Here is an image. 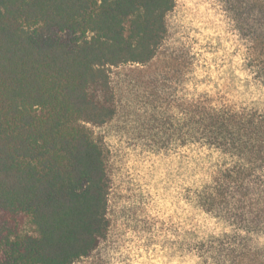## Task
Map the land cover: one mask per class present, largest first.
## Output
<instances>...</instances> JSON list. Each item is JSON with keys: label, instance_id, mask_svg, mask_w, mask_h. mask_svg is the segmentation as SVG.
Returning <instances> with one entry per match:
<instances>
[{"label": "trees", "instance_id": "obj_1", "mask_svg": "<svg viewBox=\"0 0 264 264\" xmlns=\"http://www.w3.org/2000/svg\"><path fill=\"white\" fill-rule=\"evenodd\" d=\"M174 6L0 0V264H74L106 238L105 149L89 126L116 114L111 68L157 57ZM240 30L248 69L264 82V0H248ZM182 107L184 144L230 160L195 196L227 231L198 250L206 261L264 264V246L255 242L264 237V110L195 99Z\"/></svg>", "mask_w": 264, "mask_h": 264}, {"label": "rangeland", "instance_id": "obj_2", "mask_svg": "<svg viewBox=\"0 0 264 264\" xmlns=\"http://www.w3.org/2000/svg\"><path fill=\"white\" fill-rule=\"evenodd\" d=\"M165 21V40L150 64L111 68L116 114L89 126L105 149L109 229L74 264H230L218 255L206 261L198 250L227 228L195 197L210 171L230 160L184 144L182 106L195 99L264 110V82L248 69L240 30L248 24V0H175ZM257 239L264 246V237Z\"/></svg>", "mask_w": 264, "mask_h": 264}]
</instances>
